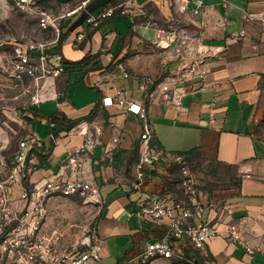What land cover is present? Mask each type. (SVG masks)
I'll list each match as a JSON object with an SVG mask.
<instances>
[{
	"label": "crops",
	"instance_id": "crops-1",
	"mask_svg": "<svg viewBox=\"0 0 264 264\" xmlns=\"http://www.w3.org/2000/svg\"><path fill=\"white\" fill-rule=\"evenodd\" d=\"M178 4L164 6L162 19L141 18L137 7L130 8L129 14L117 13L92 29L85 26L75 36L70 29L61 44L52 45L63 61L85 55L90 60L82 67H67L49 95L26 109L27 133H36L41 146L40 154L34 151L30 156L24 182L33 184L56 173L68 152L81 145L82 129L102 125L103 144H111L112 136L120 137L112 160L101 159L102 145L95 146L89 170L104 200L97 217L102 264H123L138 255L147 241L161 237L168 219L140 220L133 214L134 202L146 191L182 197L178 168L153 164L152 173L146 171L144 186L135 188L140 153L138 146L136 159L133 149L135 143L140 145L142 120L138 114L102 102L103 95L122 87L128 98L139 101L141 77L151 73L154 86L166 82L183 92L180 107L168 105L159 94L150 101L151 140L157 141L153 145L184 154L194 149L186 155L206 173L198 185L204 204L202 220L216 223L219 232L206 241L204 252L174 240L176 249L192 255V262L159 256L145 264H264V24L255 16L264 12V0H203L198 13L196 0L188 3L187 11L179 10ZM163 27H188L198 37V45L184 59L175 56L170 48L157 45L158 39L166 42ZM79 32L84 37L74 44ZM198 50L208 53L207 86L202 87L199 79L177 82L173 75L200 55ZM94 108L92 117L71 128L52 120L82 117ZM72 196L50 199L53 218H48V226L62 224L56 217L63 214L57 203ZM230 222L239 223L253 253L228 237Z\"/></svg>",
	"mask_w": 264,
	"mask_h": 264
},
{
	"label": "built area",
	"instance_id": "built-area-1",
	"mask_svg": "<svg viewBox=\"0 0 264 264\" xmlns=\"http://www.w3.org/2000/svg\"><path fill=\"white\" fill-rule=\"evenodd\" d=\"M77 1L76 7L69 14L78 13L91 0ZM181 11H187L191 0H175ZM203 0H196L195 13L200 11ZM126 1H110L96 10L89 12L85 19L86 28H94L104 19L117 13L129 14ZM264 24V12L255 15ZM44 25L49 15L43 12ZM165 43L157 40V45L170 48L177 57L183 58L191 53L194 44L198 45V37L192 35L188 27L160 28ZM241 35L244 30H241ZM84 37L79 32L75 43ZM200 55L191 57L173 77L177 82L201 80L202 87L207 86V78L211 69L205 61L204 50ZM21 72L28 71L37 80L44 77H56L66 71L67 67L60 52L50 56L42 53L38 57L22 53L17 63ZM129 76L128 72H124ZM159 94L168 105H182V91L175 85L162 82L154 86V75L144 74L140 81L139 101H133L125 95V89L117 88L114 94L103 95L102 102L124 111L138 114L142 120L143 131L139 145V159L135 162V178L132 185L141 188L145 184L146 171L156 163L175 164L181 183L183 196L171 193L161 194L156 191L142 193L134 202L133 214L140 220L158 221L168 219L164 234L147 241L142 251L123 264L137 260L145 264L162 256L176 257L181 260L193 261L187 251L176 249L174 240L184 241L190 248L204 252L206 241L215 236L219 229L216 223L202 220L204 204L199 198L198 185L206 176L205 170L194 167L192 160L184 153L168 151L151 145L153 125L149 113V103ZM49 95V94H48ZM46 94L37 92L32 103H40ZM211 112V120H215ZM264 121V119H263ZM54 125V122H52ZM264 128V126H263ZM102 125L85 126L82 129L83 141L76 149L68 152L59 170L53 175L33 184H25L28 175V158L32 149L41 146L40 138L29 132L19 141L13 158L0 154V264H102V238L99 234L97 217L102 210L104 200L99 185L89 178V170L93 161L96 145H102L101 159L112 160L116 146L120 143L119 136H112V143L103 144L100 137ZM249 175V174H247ZM79 195L83 203L92 206L95 215H86L82 221H72L67 225L57 223L48 226L50 199ZM92 210V209H91ZM90 213V212H89ZM228 237L237 243L244 244L249 253L254 248L248 244L239 223L230 222L227 227Z\"/></svg>",
	"mask_w": 264,
	"mask_h": 264
},
{
	"label": "rangeland",
	"instance_id": "rangeland-1",
	"mask_svg": "<svg viewBox=\"0 0 264 264\" xmlns=\"http://www.w3.org/2000/svg\"><path fill=\"white\" fill-rule=\"evenodd\" d=\"M118 1H126L128 11L137 7L141 18L153 15L158 19H162L160 11L164 6L170 8L175 4V0H113ZM76 4L77 1L0 0V154L9 159L13 158L19 141L27 134L25 111L31 104H36L31 102L33 95L43 92L48 96L55 79L60 76L37 80L28 71L21 72L17 63L23 52L32 57L42 53L50 56L54 52L52 45L58 41L60 33L67 34L71 23L80 14H69ZM43 12L49 15L45 25L41 19ZM85 25L84 22L71 30L72 36ZM57 204H61L63 214L56 217L63 225L82 221L86 215L90 218L91 214L95 215L92 206L84 204L79 195L60 199Z\"/></svg>",
	"mask_w": 264,
	"mask_h": 264
},
{
	"label": "trees",
	"instance_id": "trees-1",
	"mask_svg": "<svg viewBox=\"0 0 264 264\" xmlns=\"http://www.w3.org/2000/svg\"><path fill=\"white\" fill-rule=\"evenodd\" d=\"M43 2H47V0H43ZM65 37H66V33L65 32L64 33H60V35L58 37V43L61 44L63 42V40L65 39ZM89 60H90L89 59V56L88 55H85L80 60H77V61L65 60L64 63L66 64V67H70V65H72V66L73 65H77V66H81L82 67L85 64H87ZM95 110H96V108L92 109V111L89 114H87L85 116H82V117L74 118V119H72V118H61L59 116H55V117H52L53 118L52 120L55 122V124H62L66 128H71L72 126L78 124L80 122V120H82L84 117H92L94 115V113H95ZM150 143H151V145H153V144L157 143V141L155 139H153V140L150 141ZM138 146H139V144L138 143H135L134 149H133V151L135 153V158L136 159H138ZM193 150L194 149H191V150H189V151H187L185 153L186 154H189V153L193 152ZM33 151H35L38 154H40V150L39 149H32L31 152H33ZM30 156L31 155H29L28 158ZM27 161H29V159ZM147 173H152V170L151 169L147 170ZM195 255H197L196 252H195Z\"/></svg>",
	"mask_w": 264,
	"mask_h": 264
},
{
	"label": "water",
	"instance_id": "water-1",
	"mask_svg": "<svg viewBox=\"0 0 264 264\" xmlns=\"http://www.w3.org/2000/svg\"><path fill=\"white\" fill-rule=\"evenodd\" d=\"M61 3L69 2L71 0H57ZM112 0H91L86 7L81 11V13L76 17V19L71 23L70 29H75L78 25L84 23L89 12L96 10L97 8L103 6L104 4Z\"/></svg>",
	"mask_w": 264,
	"mask_h": 264
}]
</instances>
